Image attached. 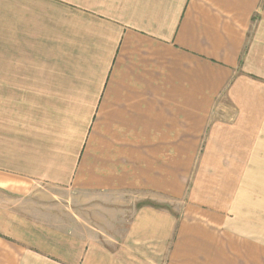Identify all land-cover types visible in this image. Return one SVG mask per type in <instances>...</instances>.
I'll return each instance as SVG.
<instances>
[{"label": "crops", "instance_id": "1", "mask_svg": "<svg viewBox=\"0 0 264 264\" xmlns=\"http://www.w3.org/2000/svg\"><path fill=\"white\" fill-rule=\"evenodd\" d=\"M124 193L180 209L81 212ZM0 196V264H264V0H39V55L0 54Z\"/></svg>", "mask_w": 264, "mask_h": 264}, {"label": "rangeland", "instance_id": "2", "mask_svg": "<svg viewBox=\"0 0 264 264\" xmlns=\"http://www.w3.org/2000/svg\"><path fill=\"white\" fill-rule=\"evenodd\" d=\"M52 11L55 10L51 9L46 17L51 19L52 17L60 16L63 21L65 20L66 15L52 13ZM47 23H51V21H47ZM4 52L9 54H27L28 56L39 55V0H0V54ZM51 195H55V197L60 199H89L86 196H77L64 191L55 192V190L50 189L47 192H42L41 198L47 202L48 199L52 198ZM92 197L91 199H100L98 196ZM112 197L113 200H109L108 203L99 201L102 204L101 207L97 206L98 200H92L91 210H89L90 208H82L81 212L87 213L94 220L95 218L98 220L99 217H104L108 214L109 217L105 221L113 222L122 229L126 221H128L130 213L134 210L136 201H139V203L150 202L156 206L168 207V211L172 213H177L180 209V205L173 203L174 205L170 206L168 200L147 193H141L138 196L124 193L116 194ZM46 202L45 204H47ZM65 204L62 203V205ZM72 208L77 209L78 207L72 206ZM122 220L124 221L121 222Z\"/></svg>", "mask_w": 264, "mask_h": 264}, {"label": "trees", "instance_id": "3", "mask_svg": "<svg viewBox=\"0 0 264 264\" xmlns=\"http://www.w3.org/2000/svg\"><path fill=\"white\" fill-rule=\"evenodd\" d=\"M145 206L153 207V208H156V209H167L168 210V207L156 206V205L151 204L150 202H142V203H138L137 204V208L145 207Z\"/></svg>", "mask_w": 264, "mask_h": 264}]
</instances>
